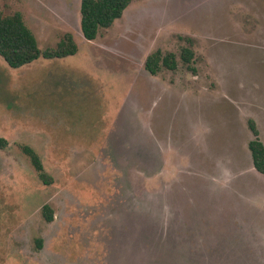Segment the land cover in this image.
Masks as SVG:
<instances>
[{
    "label": "rangeland",
    "instance_id": "rangeland-1",
    "mask_svg": "<svg viewBox=\"0 0 264 264\" xmlns=\"http://www.w3.org/2000/svg\"><path fill=\"white\" fill-rule=\"evenodd\" d=\"M80 4L0 0L41 50L68 32L79 47L20 68L0 55V264H264L248 148L249 118L264 140V0H137L94 40ZM157 49L176 70L145 68Z\"/></svg>",
    "mask_w": 264,
    "mask_h": 264
},
{
    "label": "trees",
    "instance_id": "trees-1",
    "mask_svg": "<svg viewBox=\"0 0 264 264\" xmlns=\"http://www.w3.org/2000/svg\"><path fill=\"white\" fill-rule=\"evenodd\" d=\"M137 0H81V31L87 40L96 39L103 29L111 27L120 19L129 5ZM79 50L78 44L72 33H66L55 47H47L41 50L34 32L26 25L20 12L4 15L0 11V55L12 68H20L30 64L40 57L47 59L65 58L75 55ZM195 52L190 47H184L181 52L182 61L190 70ZM178 59L174 52L163 53L157 49L150 53L145 60V68L157 75L163 69L176 70ZM248 127L252 132V138L248 143L254 167L264 174V142L261 139L260 129L254 118L248 119ZM7 140L0 137V148H3ZM25 153L30 157L35 169L39 172L40 179L45 184H50L51 179L44 169L40 155L31 147L24 146ZM44 214L48 221L53 219V212L49 205H45ZM39 247L42 240L38 239Z\"/></svg>",
    "mask_w": 264,
    "mask_h": 264
},
{
    "label": "crops",
    "instance_id": "crops-1",
    "mask_svg": "<svg viewBox=\"0 0 264 264\" xmlns=\"http://www.w3.org/2000/svg\"><path fill=\"white\" fill-rule=\"evenodd\" d=\"M260 129V128H259ZM260 133H261V130H260ZM261 136V139L263 140V135L261 134L260 135ZM250 141V140H249ZM263 142H264V140H263ZM249 143V142H248ZM249 148V147H248ZM250 151V150H249ZM250 156H251V152H250ZM251 161H252V156H251ZM252 165H253V161H252ZM253 168H254V170L257 172V173H259V174H262V173H260L255 167H254V165H253ZM262 175H264V174H262Z\"/></svg>",
    "mask_w": 264,
    "mask_h": 264
}]
</instances>
